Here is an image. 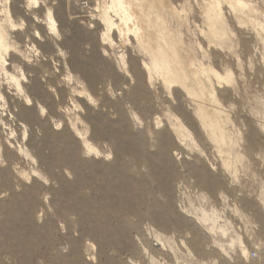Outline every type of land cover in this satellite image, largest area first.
Instances as JSON below:
<instances>
[{
    "label": "rangeland",
    "instance_id": "obj_1",
    "mask_svg": "<svg viewBox=\"0 0 264 264\" xmlns=\"http://www.w3.org/2000/svg\"><path fill=\"white\" fill-rule=\"evenodd\" d=\"M35 16L47 64L0 48V264H264V0H0L7 45Z\"/></svg>",
    "mask_w": 264,
    "mask_h": 264
},
{
    "label": "bare ground",
    "instance_id": "obj_2",
    "mask_svg": "<svg viewBox=\"0 0 264 264\" xmlns=\"http://www.w3.org/2000/svg\"><path fill=\"white\" fill-rule=\"evenodd\" d=\"M19 9H20L21 13H28L27 11H29L31 13H35V10H32V11L29 10V5H23L22 6L21 4H19ZM13 15L15 16V12H13ZM40 21L41 20L35 16L34 17L35 28H27L24 30V32H23V30H21L22 32L21 31L20 32L19 31L14 32L15 38L22 42L21 44L18 43V45L14 46V47L12 45L11 46L7 45L6 37H5L4 33L0 31V48H1V51H3L4 54H7L8 52H11V51L16 52V54L19 56L17 61L20 64V66L27 68V69H30L31 71H34V72L39 71L40 64L38 63L39 62L38 60H41V62L43 64H47V62H49V59H50V56L47 54V51H45V49L41 50L39 48V47H41V43H40L41 42V37H40L41 34H40V31L37 30L36 26L38 25L39 28L42 27V25L40 26ZM49 23H50L48 26V28L50 29L49 33H52L54 31V29H56V27H55L54 18L51 14L49 15ZM16 28H17V25L14 24L13 22H11L8 30L10 29L12 31V30H15ZM51 30H53V31H51ZM224 31L227 33L225 28H224ZM151 42H153V41H151ZM28 45H30L31 48H29ZM150 47H152V46H150ZM38 56L39 57L42 56V57L38 58ZM1 60H3L6 63V60L4 57H1ZM193 62H194V59L193 60L191 58L187 59V65L188 66H192ZM185 73L186 72L182 71L181 67L178 68V75L180 78L185 79V77L183 75ZM192 73H193V75H196L195 71H193ZM33 74H35V73H33ZM13 79H14V77H13ZM16 87L19 90H22V86L18 80H16ZM33 103H34L33 100H31L29 97L26 98V101H25L26 105H33ZM17 116H19L18 113H17ZM213 183L216 185V184H218V181L214 180ZM164 239H165V237H163L161 235H157V243L153 244L154 248L153 247H151V248L149 247V248L152 250L151 254L153 253L155 255V257L157 256L162 260L168 259L172 263V255H174L175 259H177L178 254L176 252V249L169 244L170 240H164ZM155 245L157 248L155 247ZM114 246H116V244ZM191 252H194L197 254L195 247L192 248ZM96 257L98 259L97 255H96ZM151 258H153V256Z\"/></svg>",
    "mask_w": 264,
    "mask_h": 264
},
{
    "label": "built area",
    "instance_id": "obj_3",
    "mask_svg": "<svg viewBox=\"0 0 264 264\" xmlns=\"http://www.w3.org/2000/svg\"><path fill=\"white\" fill-rule=\"evenodd\" d=\"M253 255L255 256L256 254H255V253H253Z\"/></svg>",
    "mask_w": 264,
    "mask_h": 264
}]
</instances>
